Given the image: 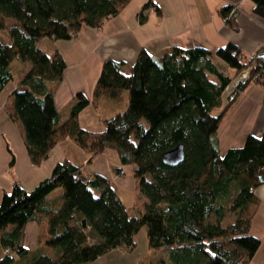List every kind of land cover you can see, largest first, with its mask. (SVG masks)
<instances>
[{
	"label": "trees",
	"instance_id": "16d2710c",
	"mask_svg": "<svg viewBox=\"0 0 264 264\" xmlns=\"http://www.w3.org/2000/svg\"><path fill=\"white\" fill-rule=\"evenodd\" d=\"M130 1L0 0V28L10 35L7 42L0 38V93L16 77L13 60L29 62L6 108L23 123L32 162L40 164L67 137L88 152L82 161H59L32 190L15 180L4 191L0 237L9 251L0 264H21L26 257L28 264H88L112 248H135L144 225L149 248L162 250L159 262L148 264H249L261 244L251 226L260 201L256 190L264 182V132L249 134L242 146L224 153L218 132L249 85H264V45L252 53L232 41L215 52L200 45L174 46L155 55L142 48L130 69L123 59L107 58L92 98L78 92L61 122L55 92L67 62L59 49H46L45 38L72 39L84 25L101 27ZM253 2V11L264 17V0ZM151 6L162 15L160 6L147 0L140 22L148 19ZM220 13L239 28L232 5L221 6ZM125 90L126 108L103 117V129L82 125L84 108L99 105L101 98L122 101ZM179 143L185 145L184 160L167 164L164 153ZM112 148L124 165H133L147 197L139 213L106 175L88 170ZM233 187L231 208L237 214L227 221L225 204ZM57 188L61 192L52 195ZM29 220L43 226L34 249L24 244Z\"/></svg>",
	"mask_w": 264,
	"mask_h": 264
},
{
	"label": "crops",
	"instance_id": "0c3cea01",
	"mask_svg": "<svg viewBox=\"0 0 264 264\" xmlns=\"http://www.w3.org/2000/svg\"><path fill=\"white\" fill-rule=\"evenodd\" d=\"M146 1L131 0L101 27L84 25L72 39H45L46 49H59L67 62L63 79L55 92V101L62 114L61 122L69 117L78 92L92 98L107 58L123 59L127 62L125 68L130 69L142 48L155 55H161L174 46L200 45L215 52L221 45L232 41L244 51L252 53L264 45V17L253 11V0H154L160 6L162 15L151 10L148 19L140 22L139 12ZM225 4L232 5L238 29L231 26L220 13L221 6ZM16 78L0 93V201L4 191L12 189L15 180L32 190L52 173L59 161L66 157L82 161L88 156V152L73 138L67 137L54 145L49 156L40 164L32 162L24 138L23 123L20 119H13L6 108L10 93L19 86L20 80L15 81ZM114 102L101 98L99 105H88L80 114L82 125L89 129H103L105 124L102 118L114 115L115 109L126 105V101L121 105ZM263 132L264 85L255 82L249 85L222 120L218 132L220 151L224 153L230 147L242 146L249 134L261 135ZM14 155L15 163L11 166ZM127 165L122 163L118 152L112 148L88 164V170L106 175L120 193V187L126 184L123 178L126 174L130 173L128 176L136 180L133 165ZM120 168L124 171H120ZM60 192L61 189L57 188L51 194ZM256 193L260 201L253 216L251 232L261 238V244L249 264H264V182ZM42 230L40 222L29 220L25 226L24 244L34 249L39 244ZM136 240L135 248H112L88 264H148L144 258L142 260L137 234ZM153 252L150 248L144 251L145 255L152 257ZM5 254L0 237V261ZM27 258L21 264H28Z\"/></svg>",
	"mask_w": 264,
	"mask_h": 264
},
{
	"label": "rangeland",
	"instance_id": "374dc122",
	"mask_svg": "<svg viewBox=\"0 0 264 264\" xmlns=\"http://www.w3.org/2000/svg\"><path fill=\"white\" fill-rule=\"evenodd\" d=\"M153 10H155V9H153ZM150 11H151V9L149 10V12ZM0 38L2 40H4L5 42H7L10 39V35H9V33L7 34L6 30H4L3 28H0ZM45 39H49V38H45ZM43 44H46V42H44ZM13 64H14V66H13ZM30 66H31V64L29 62H24V61H21L17 58L14 59L12 62V68L16 74V77H17L15 81H17V80L19 81L22 78V76L25 75V73L27 72V70L29 69ZM123 101H126V105L124 107L115 109V111L112 114H115L119 110H124V108H126V106L128 104V90H125V92H124V100L116 101L114 103H118L116 105H121L123 103ZM125 165L129 166L127 164H125ZM128 175H130V173L126 174L123 177L126 180V184L124 186L120 187V193L122 195L123 200L126 202V204L128 206H131V210L133 212H138V210L140 208H145V202L147 201V197L143 194V192L140 189L139 179L136 178V180H133ZM134 177H136V176H134ZM235 195H236V188L233 187L232 188V194L226 200V204H225L226 220L227 221L233 220L237 214V211L231 208L232 200H233ZM209 219L214 220L215 215L214 214L211 215ZM137 235H139V237H140L139 249H142V260L144 258L145 261L152 262V263H158L159 262V256L162 253V250H159V251L157 250L158 253H155V254H154V252H155L154 251L153 257L150 254L145 255V253H144L145 250L149 249L147 226L144 225L142 227V230L140 232H138ZM144 239H145V241H144ZM126 248H128V247H126Z\"/></svg>",
	"mask_w": 264,
	"mask_h": 264
},
{
	"label": "water",
	"instance_id": "95a60500",
	"mask_svg": "<svg viewBox=\"0 0 264 264\" xmlns=\"http://www.w3.org/2000/svg\"><path fill=\"white\" fill-rule=\"evenodd\" d=\"M185 156H186L185 145L184 143H179L175 147L167 150L164 153L163 159L169 165H178L184 160ZM261 179L262 181H264V174L261 175ZM82 226L83 228L88 227V222L86 217L82 219Z\"/></svg>",
	"mask_w": 264,
	"mask_h": 264
},
{
	"label": "built area",
	"instance_id": "2783aa9c",
	"mask_svg": "<svg viewBox=\"0 0 264 264\" xmlns=\"http://www.w3.org/2000/svg\"><path fill=\"white\" fill-rule=\"evenodd\" d=\"M149 9H151V10H153V9H155V6H151ZM247 76V73H244L243 75H241L239 78H244V77H246ZM238 78V79H239ZM234 86V85H233ZM6 251H9V249H6Z\"/></svg>",
	"mask_w": 264,
	"mask_h": 264
}]
</instances>
